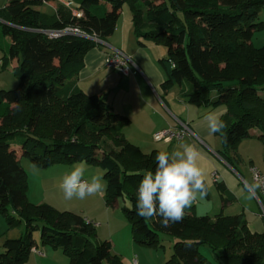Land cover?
<instances>
[{
    "label": "trees",
    "instance_id": "16d2710c",
    "mask_svg": "<svg viewBox=\"0 0 264 264\" xmlns=\"http://www.w3.org/2000/svg\"><path fill=\"white\" fill-rule=\"evenodd\" d=\"M50 1L8 0L0 8V37L11 40L5 47L0 42V59L15 60L17 79L16 87L0 89V215L6 227L24 228L18 238L4 239L0 264H26L36 246L35 228L41 245L62 248L68 264H120L109 241H96L95 225L83 216L27 200L22 156L41 167L81 161L100 167L106 205L119 197L130 202L123 212L135 243L161 249V234L174 239L166 264H264V233H251L242 214L198 216L193 204L181 222L167 227L137 215L139 182L155 170L159 151L145 153L128 141L123 129L129 117L114 111L105 94L89 95L77 85L84 55L99 44L42 32L73 26L105 40L126 4L137 45L166 51L157 59L162 89L178 85L183 102L207 112L224 106L226 127L215 133L218 154L233 164L237 144L250 130L264 144V46L250 42L264 25L258 20L264 0H67L68 7L57 4L52 13L38 10Z\"/></svg>",
    "mask_w": 264,
    "mask_h": 264
},
{
    "label": "crops",
    "instance_id": "0c3cea01",
    "mask_svg": "<svg viewBox=\"0 0 264 264\" xmlns=\"http://www.w3.org/2000/svg\"><path fill=\"white\" fill-rule=\"evenodd\" d=\"M7 1L1 2L0 8ZM67 3V0L43 2L49 9L48 13L54 12L57 4L67 6ZM10 41L9 37H0L3 47L10 44ZM149 49H153L154 54H150ZM115 50L121 51L130 59L127 63L129 66L127 75L104 66L105 57ZM164 50L152 43H147L144 47L137 45L131 15L128 24L117 20L114 32L84 55V65L78 73L77 85L89 95L105 94L106 101L114 111L129 117L130 124L123 129L124 137L143 152L182 150L181 146L185 143L197 148L200 153L198 165L205 176L207 194L198 195L193 207L196 215L212 217L218 213L242 214L251 233H264V216L247 186L252 184L250 173L252 167L264 173V144L256 137L258 131L250 130L251 136L238 142L236 152L233 154V164L222 159L218 154L221 148L220 139L208 129L207 117L212 110L207 112L200 105L183 102L180 99L179 88L172 95L169 91L171 88L167 91L162 89L164 75L157 65V59L165 55ZM15 65V60H8L6 69L12 73ZM181 124L186 125L192 134L168 143L153 140L154 133L169 127L179 128ZM27 200L31 202L28 195ZM84 213L86 221L90 219L88 222L91 223L97 216L102 218L97 220L101 222L100 224H93L95 228L98 226V230L102 226L109 230V235L105 239L110 243V253L118 257L120 264H130L134 256L137 264H166L171 252H158L159 249L135 243L128 221L122 219L124 229L120 234L118 232L113 236L111 228L116 229L117 226L112 218L114 211L106 206L104 199H93L87 208H84ZM5 228L4 219L0 215V247L4 241L2 237ZM34 240L36 242V239ZM170 240L169 243L172 245L174 239ZM48 248L47 245L39 246L36 242V246L29 254V263L48 264L51 259ZM207 251L209 255L207 258L212 260L208 248Z\"/></svg>",
    "mask_w": 264,
    "mask_h": 264
},
{
    "label": "clouds",
    "instance_id": "9594fccd",
    "mask_svg": "<svg viewBox=\"0 0 264 264\" xmlns=\"http://www.w3.org/2000/svg\"><path fill=\"white\" fill-rule=\"evenodd\" d=\"M207 120L210 133L221 132L226 127L219 115L210 114ZM181 148L159 151L155 170L142 174L135 210L146 221L158 220L164 227L170 222H181L185 210L196 202L198 195L207 194L205 176L198 165L199 151L192 144H182ZM86 170V162L81 161L62 178L60 187L66 199H85L104 190L102 177L94 175L85 179Z\"/></svg>",
    "mask_w": 264,
    "mask_h": 264
},
{
    "label": "rangeland",
    "instance_id": "374dc122",
    "mask_svg": "<svg viewBox=\"0 0 264 264\" xmlns=\"http://www.w3.org/2000/svg\"><path fill=\"white\" fill-rule=\"evenodd\" d=\"M3 1L4 0H0V3ZM37 8L42 12L47 13L49 11V9L46 6H44V4L39 5ZM129 18H130V11L128 6L125 4L122 7V11L118 20L120 23L128 24ZM258 20L264 22V7L258 10ZM250 42L256 48L264 46V25H262L258 30L254 32ZM158 46L159 49L164 50L162 46L160 45ZM149 52L150 54H154L153 49H149ZM164 54H165V50H164ZM0 55H2L1 50H0ZM7 65H8V61H5V63L0 66V89H12L17 85V79L13 76V73L9 72V70L6 69ZM223 66L224 64L220 65V67ZM178 88H179L178 85L173 84L171 90H169L171 92V95L176 93V90ZM224 112H225L224 106H219L214 108L210 113L211 114L219 113L220 116ZM17 155L20 157V153H17ZM78 163L79 162H75L72 164H52L46 167H41L32 164L26 157L23 156L20 157V164L26 171L27 191H28L27 195L29 200L34 204L47 203L57 211H68V212L78 213L81 216L85 217L84 208H87V205L91 203L93 199L100 198L105 200V187L102 192L93 195V197L88 196L85 199H77V198H73L71 200L66 199L60 187L61 181L62 178L72 170L73 166ZM86 169L87 170L85 172V179H90L94 175H99L102 177V183L105 185V179L103 177L104 171L100 167L86 163ZM106 206L110 208L111 211H114L115 215L112 213V218L114 219V221H116L115 223L117 224L116 229L111 228V232H114L113 236L118 232H119L118 234H120L121 230L124 229L122 228L124 227V225L122 224V219L123 221L125 220L128 221L124 215L123 208L129 207L130 202L126 197H119L116 200L115 204L112 203ZM100 219L102 218L97 216L96 219L93 220L91 219V220L92 223L98 225L101 222L97 220ZM97 227L95 228L96 235L94 239L96 241L106 240L105 238L108 237L109 230L105 229L103 226L98 230ZM127 227H129V225ZM23 230H24L23 223L15 227H6L4 229V234H3L4 237H2L3 238L2 240H4V238H9V239L18 238L23 233ZM33 239H36V242L39 244V246L41 245L40 230L38 228H35L33 231ZM160 239L161 242L163 243V248L159 249L158 252L167 251V253H170L171 252L170 249L172 245L169 242L171 241L170 239L173 240V238L161 234ZM48 247H49L48 251L50 253V258H51L48 261V264H65V263L68 264L69 258L62 248L52 247V246H48ZM199 250L200 253L203 254L205 257H209L206 247H201L199 248ZM1 251L2 248L0 247V252ZM27 261L26 264H31L29 263V261L28 262Z\"/></svg>",
    "mask_w": 264,
    "mask_h": 264
},
{
    "label": "built area",
    "instance_id": "2783aa9c",
    "mask_svg": "<svg viewBox=\"0 0 264 264\" xmlns=\"http://www.w3.org/2000/svg\"><path fill=\"white\" fill-rule=\"evenodd\" d=\"M67 6H69V3H67ZM73 14L75 17L81 16V13L76 10H73ZM42 32L49 38H58L64 35H74L90 38L97 44L102 43V40H100L95 34L87 35L79 28L73 26H67L58 30H43ZM129 60L130 59L126 57L121 51L115 50L105 57L104 66L108 69L118 70L123 75H127L129 72V66L127 65V63L129 62ZM124 64H126L127 67H125ZM1 65L2 61L0 59V66ZM190 134H192L190 129L186 125L181 124L179 128L169 127L167 129L154 133L153 140L164 141L168 143L171 141H179L184 136ZM250 173L252 184H248L247 186L258 202L261 208L262 216H264V173H261L258 169L253 167L250 169ZM130 264H137V259L135 256L131 259Z\"/></svg>",
    "mask_w": 264,
    "mask_h": 264
},
{
    "label": "water",
    "instance_id": "95a60500",
    "mask_svg": "<svg viewBox=\"0 0 264 264\" xmlns=\"http://www.w3.org/2000/svg\"><path fill=\"white\" fill-rule=\"evenodd\" d=\"M3 22V21H2Z\"/></svg>",
    "mask_w": 264,
    "mask_h": 264
}]
</instances>
